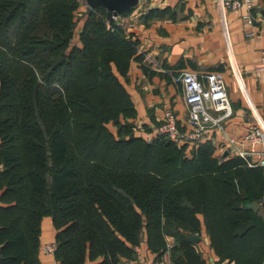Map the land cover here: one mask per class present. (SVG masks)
I'll return each mask as SVG.
<instances>
[{
	"label": "trees",
	"instance_id": "obj_1",
	"mask_svg": "<svg viewBox=\"0 0 264 264\" xmlns=\"http://www.w3.org/2000/svg\"><path fill=\"white\" fill-rule=\"evenodd\" d=\"M82 5L0 0V264H40L44 216L59 264H131L143 242L166 264L167 235L172 264H206L203 227L220 261L264 264V167L140 128V42L98 6L74 43Z\"/></svg>",
	"mask_w": 264,
	"mask_h": 264
},
{
	"label": "crops",
	"instance_id": "obj_2",
	"mask_svg": "<svg viewBox=\"0 0 264 264\" xmlns=\"http://www.w3.org/2000/svg\"><path fill=\"white\" fill-rule=\"evenodd\" d=\"M258 2L253 10L242 9V14L251 13L255 18L254 25L250 27L255 33L250 36L240 15L217 0H139V4L126 15L114 17L124 25L127 33L139 40L138 51L144 55L143 62L132 61L129 80L125 83L137 109L134 120L140 128L148 126L154 129L162 122L168 109L176 114L178 125L188 128L189 107L183 86L181 82L174 81V76L181 71H218L223 74L234 111L223 124L234 140L241 141L246 135L254 120V112L264 118V72L256 70L264 49V0ZM86 9L85 4L79 9L83 18L73 39L76 44L80 43L79 32L86 18ZM154 10L162 14L145 18ZM138 129L136 133L141 135ZM207 141L213 145L215 156L237 155L228 153L227 142L219 128L212 130L203 144ZM192 148L193 145L188 147L190 151ZM257 149L264 150V145H258ZM249 159L257 161L259 158L253 155ZM202 231L200 241L196 243L206 264H234L228 260L220 261L210 246L204 227ZM56 233L52 217L44 216L38 251L40 264H59L54 254L44 250L46 244L56 242ZM137 250V257L131 264H158L156 254L148 249L146 242ZM164 263L171 264L169 252Z\"/></svg>",
	"mask_w": 264,
	"mask_h": 264
},
{
	"label": "built area",
	"instance_id": "obj_3",
	"mask_svg": "<svg viewBox=\"0 0 264 264\" xmlns=\"http://www.w3.org/2000/svg\"><path fill=\"white\" fill-rule=\"evenodd\" d=\"M227 9L235 11L244 20V25L248 28L247 35H253L254 30L250 29L254 25L255 18L251 13L242 14V9L253 10L259 5L258 0H217ZM264 22V13L262 15ZM260 64L256 70L264 72V49L261 50ZM174 81L182 83L184 96L189 114L187 117L188 128L178 125V119L173 110L165 111L162 122L155 128L157 132L166 133L177 143H203L212 132L219 128L222 131L223 139L227 142L229 154H237L244 159H249L253 155H258L257 161H250V165L255 164L264 167V150H258L257 146L264 145V118L257 112L253 113L254 120L248 132L241 141H236L230 137L225 128L224 121L233 115V106L226 88L224 76L221 72L195 73L181 71L174 76ZM145 134V133H144ZM147 139H151V133L145 134ZM56 242L44 246L45 252L55 254Z\"/></svg>",
	"mask_w": 264,
	"mask_h": 264
},
{
	"label": "water",
	"instance_id": "obj_4",
	"mask_svg": "<svg viewBox=\"0 0 264 264\" xmlns=\"http://www.w3.org/2000/svg\"><path fill=\"white\" fill-rule=\"evenodd\" d=\"M87 4L86 14H89L90 11L98 6L104 7L107 10V18L112 20L118 15L126 13V11L134 8L139 3V0H85ZM248 207L258 208V204L251 203L247 205ZM192 239L196 242L200 241V237L192 235ZM3 257V254L0 250V258Z\"/></svg>",
	"mask_w": 264,
	"mask_h": 264
},
{
	"label": "rangeland",
	"instance_id": "obj_5",
	"mask_svg": "<svg viewBox=\"0 0 264 264\" xmlns=\"http://www.w3.org/2000/svg\"><path fill=\"white\" fill-rule=\"evenodd\" d=\"M82 2H83V5L85 4V5H87L86 4V1L85 0H81ZM86 11H87V9H86ZM81 14V12H78V14ZM196 236H198V235H196ZM169 237H170V239H172L171 241H170V239H169ZM168 239H169V241H168ZM166 240H167V242H168V247H172L173 245H175V243H176V238H175V236H173V235H167V237H166ZM169 248V250L167 251V252H169L170 253V257H171V249ZM170 260H171V258H170ZM172 264V263H171Z\"/></svg>",
	"mask_w": 264,
	"mask_h": 264
}]
</instances>
